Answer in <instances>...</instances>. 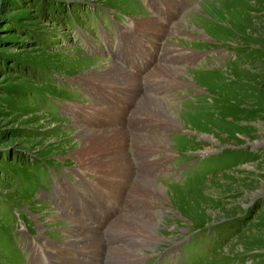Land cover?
<instances>
[{
  "label": "rangeland",
  "instance_id": "obj_1",
  "mask_svg": "<svg viewBox=\"0 0 264 264\" xmlns=\"http://www.w3.org/2000/svg\"><path fill=\"white\" fill-rule=\"evenodd\" d=\"M141 1L0 0V264H99L105 257L117 264H148L162 250V258H170L165 264H174V242L188 233L179 264H264V0H197L189 10L188 0H152L160 13ZM152 17L177 33L151 29L146 35L135 25ZM121 36L151 43L135 71L112 49ZM154 39L163 45L162 60L155 59ZM179 50L201 51L203 61L216 64L179 66L169 55ZM109 62L136 75L131 103L109 96V105L99 104L121 102L127 111H119L122 123L110 122L106 114L105 122L91 125L87 117L102 109L93 106L95 85L88 78ZM149 62L184 73L155 79ZM143 94L175 106L179 128L146 113L141 122L131 118H140L133 109ZM102 123L100 130L118 126L127 132L131 174L119 183L121 195L101 187L103 179L83 171L74 157L78 130ZM132 135H158L170 143L166 151L138 150ZM173 157L184 162L180 174L163 182L157 174L164 168L156 166H168ZM138 177L163 184L164 197L133 198ZM68 210L90 222L92 232L68 224ZM135 217L158 222L160 238L152 248H141L147 235L122 222ZM108 234L115 243L108 244Z\"/></svg>",
  "mask_w": 264,
  "mask_h": 264
},
{
  "label": "bare ground",
  "instance_id": "obj_2",
  "mask_svg": "<svg viewBox=\"0 0 264 264\" xmlns=\"http://www.w3.org/2000/svg\"><path fill=\"white\" fill-rule=\"evenodd\" d=\"M154 7L156 9V6ZM135 25L137 26V28H140V25H142L143 28L145 29L146 35L151 29H152L151 31L155 33H158V31H160L159 29H161V32L164 31L165 33L166 31L167 33H171L172 31L177 33L178 31V29L175 28V26L166 27L164 26L163 23H161L160 21L156 20L153 17L148 20H144V21L139 19V21L135 22ZM157 27L158 29L156 30L155 28ZM153 65L154 64L149 62L148 69L152 68L151 70H149V76L154 77L155 79L157 77L159 78V75H163L165 77H171L174 79L180 78L178 73L183 72L175 68H167V67L160 66V65L157 67L155 66L153 67ZM127 71L128 70L120 66L118 62H112V63L109 62L105 70H99L97 73L94 72L90 74V77L88 78V80H90L93 83V85H95L91 89L93 91L92 92L93 95L91 97L95 99V101L98 102V103L94 102L93 106L95 109H98V110L102 109V111L100 112L94 111L90 115V117H87V121L91 125L95 124L96 122H101L103 119L105 122L107 120L105 119L106 114L110 116V120H109L110 122L112 123L121 122L122 123L124 117L119 111L120 110L124 111V109H123V106L121 107V105H118L119 103H121L119 101L121 100L122 102L131 103L129 100V95H130L129 92L132 91V88L137 81L136 75H134V73L129 74ZM109 96L116 97L119 99V101L112 103L113 105H110L109 108L101 107L99 103H103L105 105L110 104L107 102L108 100H110ZM149 97L150 96L143 94L141 98L138 100L137 106H135L136 108L134 107L133 109V112L137 111L140 113L139 120L143 121L141 114L146 113L150 115L151 117H154V119L157 120L159 123H163L164 126H166V124L174 125L178 129L179 125L176 123L174 119L175 106L173 109V106H171V104L169 105L167 103H163L162 100H158L153 97L149 98ZM116 106H118L117 113H114L112 109ZM124 112L126 113L127 111H124ZM156 116L157 118H155ZM103 124L104 123H102L96 129L78 130L77 140H78L79 145L76 146V149L74 150V157H76L79 161H81L82 165L80 168L83 169V171L90 172L103 179V182L100 183L102 184L101 187L109 185L110 189L113 190L114 193L119 191L120 192L119 194L121 195L123 188L120 186L119 183L124 184L125 180H121V179L126 178L127 176H130L131 174L129 171V156L125 149V145L127 143V139H126L127 132L124 129L119 128L118 126H109L108 128H113L112 130L106 129V128L100 130V127ZM131 139H133L134 147L135 146L138 147L137 148L138 150L149 149L151 150V152L153 150V153L157 152L158 148L165 149L166 151V148L168 147L170 143L168 142L169 140L167 138L161 137L158 135L149 136L148 138H143V136L141 137L138 135H135V137H133L132 135ZM121 165L124 166V170L121 169ZM118 167L120 170L118 169ZM140 172H139L140 176L146 175ZM164 192H165V189H164L163 184L155 182L153 181V179H150L149 177H146V178L138 177L132 189L130 190V194L133 195V198H143V199L145 198L148 199L150 196L163 198ZM120 195H118V197ZM70 199L72 202L73 200L71 196H70ZM68 207L73 208V205H69ZM54 209L59 214L62 212L61 209L57 205H56V208L54 206ZM160 211H161V207L159 206L158 213ZM67 212H66V216L68 219L66 218L64 219H66L68 224L70 223L71 226L77 225V224H80V225L83 224L86 227V231H88L87 233L92 232L90 228L88 227L90 222L87 223L83 221L80 217L75 219L69 214L70 210H68ZM98 221L99 220L96 219V222ZM122 222L125 224L126 228H130V229L134 228L137 231H141L147 235V237L142 240L141 248H152L151 242L160 238L157 232L158 222L156 221L155 218H151V217H146V218L143 217L142 219H139L136 217L135 219L124 218ZM79 240L84 243L85 237H82ZM148 241H150V243ZM82 247H86V245Z\"/></svg>",
  "mask_w": 264,
  "mask_h": 264
}]
</instances>
